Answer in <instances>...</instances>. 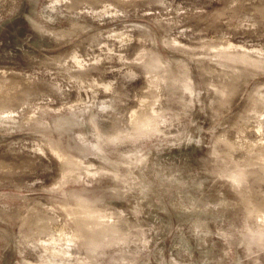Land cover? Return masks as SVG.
Instances as JSON below:
<instances>
[{
  "label": "rangeland",
  "instance_id": "rangeland-1",
  "mask_svg": "<svg viewBox=\"0 0 264 264\" xmlns=\"http://www.w3.org/2000/svg\"><path fill=\"white\" fill-rule=\"evenodd\" d=\"M0 264H264V0H0Z\"/></svg>",
  "mask_w": 264,
  "mask_h": 264
}]
</instances>
